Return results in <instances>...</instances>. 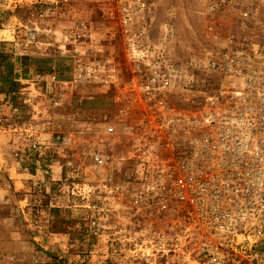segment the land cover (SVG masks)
<instances>
[{"label":"rangeland","instance_id":"obj_1","mask_svg":"<svg viewBox=\"0 0 264 264\" xmlns=\"http://www.w3.org/2000/svg\"><path fill=\"white\" fill-rule=\"evenodd\" d=\"M50 1L0 3V49L12 65L0 63V88L6 76L20 84L15 100L0 94V115L8 117L13 102L19 123L36 128L41 145H26L22 160L3 168L17 141L0 133V264H133L112 231L100 237V220H134L123 205L134 177L145 173L133 160L134 144L151 142L140 100L146 65L174 66L176 105L213 93L219 78L207 68L213 45L205 11L215 0H146L147 13L131 22V0ZM216 15L220 31L235 30L232 6ZM139 32L151 45L143 59L128 49ZM47 72L59 76L57 85L32 83V74ZM105 186L118 187V195Z\"/></svg>","mask_w":264,"mask_h":264},{"label":"built area","instance_id":"obj_2","mask_svg":"<svg viewBox=\"0 0 264 264\" xmlns=\"http://www.w3.org/2000/svg\"><path fill=\"white\" fill-rule=\"evenodd\" d=\"M131 1L127 22L149 9L146 0ZM225 6L236 12L235 30L218 29L214 18ZM205 17L213 45L207 68L218 76V88L202 102L176 105L174 66L148 62L140 100L151 142L134 144L133 160L145 173L134 177L123 205L134 220H100V237L112 231L114 244L127 246L133 264H264V0H215ZM128 49L149 53V35H130ZM107 64H100L103 72ZM31 81L53 87L59 76L34 73ZM9 103L0 133L12 134L17 143L4 153L3 168L22 160L26 145L41 148L37 129L20 124L19 108ZM105 187L108 195H118V187Z\"/></svg>","mask_w":264,"mask_h":264},{"label":"trees","instance_id":"obj_3","mask_svg":"<svg viewBox=\"0 0 264 264\" xmlns=\"http://www.w3.org/2000/svg\"><path fill=\"white\" fill-rule=\"evenodd\" d=\"M8 58L10 57L7 56V54L2 49H0V63H2V61H6L8 62L9 68L12 69V65H10V59ZM1 84L2 86L0 88V94L5 95L3 102L15 100V97L13 96L18 92L20 84L17 83L14 78H9L8 76L2 77Z\"/></svg>","mask_w":264,"mask_h":264}]
</instances>
